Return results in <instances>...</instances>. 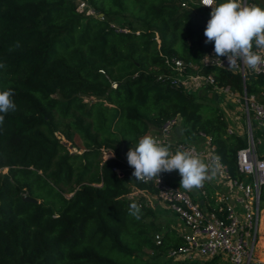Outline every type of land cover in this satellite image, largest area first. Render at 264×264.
Returning a JSON list of instances; mask_svg holds the SVG:
<instances>
[{
  "label": "trees",
  "instance_id": "1",
  "mask_svg": "<svg viewBox=\"0 0 264 264\" xmlns=\"http://www.w3.org/2000/svg\"><path fill=\"white\" fill-rule=\"evenodd\" d=\"M185 1L0 0V91L11 89L16 105L0 125V264H161L163 256L170 264L220 263L221 256H168L182 234L176 226L162 230L145 196L133 194L156 190L136 181L127 163L140 138L179 116L180 141L210 134L232 177L245 178L237 156L248 132L229 131L215 87L206 86L213 96L194 99L193 91L159 79L177 74L167 58L198 62L214 51L204 36L212 9ZM248 3L264 9V0ZM189 71L264 102L263 76L249 72L244 80L214 65ZM252 128L262 154L264 131L253 120ZM180 180L168 176L179 187ZM203 190L213 210L207 180L190 193L198 200ZM261 201L263 212L264 187ZM133 202L140 220L129 215ZM262 222L256 245L264 240Z\"/></svg>",
  "mask_w": 264,
  "mask_h": 264
},
{
  "label": "built area",
  "instance_id": "2",
  "mask_svg": "<svg viewBox=\"0 0 264 264\" xmlns=\"http://www.w3.org/2000/svg\"><path fill=\"white\" fill-rule=\"evenodd\" d=\"M242 2L248 6L254 5L248 3V0H242ZM81 5L85 6V3ZM182 5L186 6L187 2L184 0ZM220 60L224 66L216 60L214 51L203 55L198 62H186L178 57L167 58L166 61L176 68L177 74L168 77L160 76L159 79L169 80L172 85L183 86L184 89L188 85H194V87L213 85L216 91L237 97L238 94L232 93L230 87H219L213 75L189 71L191 69L196 71L200 66L208 65L227 68V59L220 57ZM234 71H239L244 80L249 72L264 77V65L256 71L241 65ZM189 90L193 91L192 88ZM242 99L245 102L249 145L238 151L237 162L244 179L232 177L228 166L217 155L216 146L210 134L199 132L200 139L196 143L174 139L175 128L181 123L179 116L167 118L157 132L149 134L161 144L170 146L173 153L178 149L189 150L210 166L218 163L219 167L215 175L224 188V190L216 191L215 206L211 210L207 207L211 203L205 190L202 191L203 198L194 200L190 191L168 181V173H162L159 176L160 182L153 179L146 183L153 186L156 197L179 218L185 227V231L180 232L183 243L168 251V256L174 261L197 262L221 256L229 264H264L263 260L255 257L262 212L264 151L262 154L259 152L252 128L253 120L256 126L264 131V102H260L255 95L248 96L246 93ZM229 131L233 132V129L230 127ZM133 194L151 195L138 189ZM218 212L222 215L220 216ZM155 240L157 244H160L162 235L156 234Z\"/></svg>",
  "mask_w": 264,
  "mask_h": 264
},
{
  "label": "clouds",
  "instance_id": "3",
  "mask_svg": "<svg viewBox=\"0 0 264 264\" xmlns=\"http://www.w3.org/2000/svg\"><path fill=\"white\" fill-rule=\"evenodd\" d=\"M201 6L212 9L204 36L205 43L214 44L216 60L227 59V69L236 70L241 65L256 71L264 65V9L255 5H245L242 0H200ZM224 66V65H223ZM11 89L0 91V125L5 115L16 110ZM218 160V158H217ZM127 163L134 169L136 181L147 183L159 181L162 173L178 171L180 188L191 191L200 188L206 180H211L219 164H206L189 150H176L161 144L155 138L145 135L127 152ZM129 215L136 220L142 217L141 206L130 204Z\"/></svg>",
  "mask_w": 264,
  "mask_h": 264
},
{
  "label": "rangeland",
  "instance_id": "4",
  "mask_svg": "<svg viewBox=\"0 0 264 264\" xmlns=\"http://www.w3.org/2000/svg\"><path fill=\"white\" fill-rule=\"evenodd\" d=\"M79 3V7L81 6L82 2H78ZM81 8V7H80ZM90 11V9H89ZM122 19V18H121ZM120 21V20H119ZM186 89H193V98L194 99H206V96L208 93H210V90L208 87L206 86H199V87H194V85H188L186 86ZM220 107L223 110L225 117L227 119V121L229 122L230 127L237 131V132H244L247 130V118H246V113H245V102L243 101L242 97L238 96H232L228 93L224 94L222 92L216 91L215 95H214V101H218L220 100ZM238 99V100H237ZM240 100V101H239ZM176 133V134H175ZM179 128L178 126L175 128L174 131V139H178L177 137L179 136ZM260 150H264V142H262L261 146H260ZM112 153H107L106 157H110L112 156ZM178 173V171H174L171 173H168L173 177H178V175H174ZM216 176V175H215ZM218 177L216 176L215 180L217 181ZM176 182V181H175ZM218 185V187L221 189V186L218 184V182L216 183ZM145 198H147L146 195H144ZM151 196V195H148ZM150 204V200L147 201ZM150 206H152L156 213H157V221L160 223L162 230L167 229L169 226H176L179 230H183V224H181L182 222L179 220V218H176L177 216L175 214H173L172 212H170L168 209L163 208L162 206L159 207V203L157 204V202H155V200L153 199L152 203L150 204ZM262 221H264V211L261 214V223L260 225L262 226ZM261 228V227H260ZM262 232V231H261ZM261 235L263 236L264 234L261 233ZM261 236V237H262ZM255 257L260 258L261 260L264 261V240L261 241V238L259 240V243L256 245L255 247ZM226 260L224 258H222L220 260L219 264H227L225 262ZM159 262L161 264H170L171 261H167V259H165V257H161Z\"/></svg>",
  "mask_w": 264,
  "mask_h": 264
},
{
  "label": "crops",
  "instance_id": "5",
  "mask_svg": "<svg viewBox=\"0 0 264 264\" xmlns=\"http://www.w3.org/2000/svg\"><path fill=\"white\" fill-rule=\"evenodd\" d=\"M209 96H213V93H209ZM177 175H178V178H180V175H179V173H177ZM215 178H216V176H214L211 180H207L208 181V183H210L212 186H213V188H214V190H215V193H216V191L217 190H224V188H223V185L220 183V181L217 179V181L215 180ZM218 182V184L221 186V189L218 187V185L216 184ZM193 191H194V189H193ZM195 193V195H198V192H194ZM147 200H150L151 202L153 201V199L155 200V202H157V204L159 203V207H163V208H166V209H168L167 207H166V205H164L157 197H156V195H151V196H147V198H146ZM169 210V209H168ZM171 212V211H170ZM176 218H178V217H176ZM182 224V223H181ZM172 226H174V225H172ZM183 226V225H182ZM179 230V229H178ZM180 232H184L185 231V227L183 226V230H179Z\"/></svg>",
  "mask_w": 264,
  "mask_h": 264
},
{
  "label": "water",
  "instance_id": "6",
  "mask_svg": "<svg viewBox=\"0 0 264 264\" xmlns=\"http://www.w3.org/2000/svg\"><path fill=\"white\" fill-rule=\"evenodd\" d=\"M99 16H100V17H102V18H106V19H108V17H107V16H105V15H104V13H102V12H101V13H99ZM24 199H25V200H27V201H33V202H37V200H36V199H32V198H30V197H24Z\"/></svg>",
  "mask_w": 264,
  "mask_h": 264
}]
</instances>
